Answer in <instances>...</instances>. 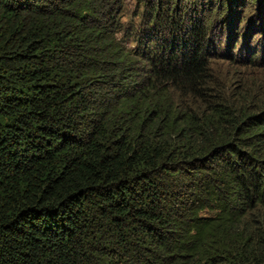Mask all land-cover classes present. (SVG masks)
I'll return each mask as SVG.
<instances>
[{"label":"trees","instance_id":"trees-1","mask_svg":"<svg viewBox=\"0 0 264 264\" xmlns=\"http://www.w3.org/2000/svg\"><path fill=\"white\" fill-rule=\"evenodd\" d=\"M193 1L0 0V264H264V0Z\"/></svg>","mask_w":264,"mask_h":264},{"label":"rangeland","instance_id":"rangeland-1","mask_svg":"<svg viewBox=\"0 0 264 264\" xmlns=\"http://www.w3.org/2000/svg\"><path fill=\"white\" fill-rule=\"evenodd\" d=\"M197 1H199V0H195V1H193V3L194 2H197ZM192 6V5H194V4H192V0H189V4L187 3V2H185L184 4H183V6L184 7H186V6ZM200 5V4H199ZM123 7H124V10H123V12H124V21L126 20V21H131V20H133L134 22H137L138 20L135 18V16L133 17V13H135L138 9H143L142 8V6L141 5H139L138 3H137V0H124V3H123ZM261 8V6L260 7H257V8H254L253 9V11H254V13H255V11L257 10V9H260ZM262 10V9H261ZM256 14V13H255ZM263 14V11H262V13H260V14H258V16H260V15H262ZM256 38H258V40L260 41L262 38H261V35H259V36H257ZM255 38V39H256ZM255 41V40H254ZM219 43V41H215V44L217 45ZM252 44V43H251ZM250 44V45H251ZM224 45H225V43H224V41H223V47L222 48H224ZM252 46V45H251ZM228 48H224V49H222L223 51H226ZM218 65H223L220 61L217 63ZM225 68H226V66H224Z\"/></svg>","mask_w":264,"mask_h":264}]
</instances>
